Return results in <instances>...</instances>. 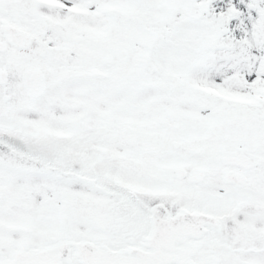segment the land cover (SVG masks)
<instances>
[{"label":"snow or ice","instance_id":"obj_1","mask_svg":"<svg viewBox=\"0 0 264 264\" xmlns=\"http://www.w3.org/2000/svg\"><path fill=\"white\" fill-rule=\"evenodd\" d=\"M0 264H264V0H0Z\"/></svg>","mask_w":264,"mask_h":264}]
</instances>
